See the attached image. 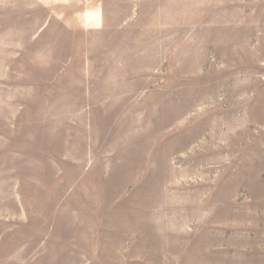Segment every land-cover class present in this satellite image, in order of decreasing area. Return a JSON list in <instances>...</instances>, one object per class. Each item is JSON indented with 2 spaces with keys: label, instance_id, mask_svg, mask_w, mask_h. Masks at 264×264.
Masks as SVG:
<instances>
[{
  "label": "rangeland",
  "instance_id": "rangeland-1",
  "mask_svg": "<svg viewBox=\"0 0 264 264\" xmlns=\"http://www.w3.org/2000/svg\"><path fill=\"white\" fill-rule=\"evenodd\" d=\"M0 264H264V0H0Z\"/></svg>",
  "mask_w": 264,
  "mask_h": 264
}]
</instances>
